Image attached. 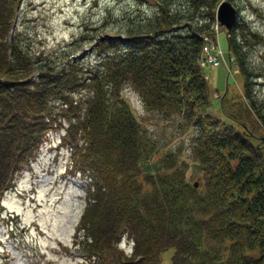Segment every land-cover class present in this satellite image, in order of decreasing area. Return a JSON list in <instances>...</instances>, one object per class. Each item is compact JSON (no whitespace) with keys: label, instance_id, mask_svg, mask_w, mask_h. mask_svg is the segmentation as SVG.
I'll use <instances>...</instances> for the list:
<instances>
[{"label":"trees","instance_id":"obj_1","mask_svg":"<svg viewBox=\"0 0 264 264\" xmlns=\"http://www.w3.org/2000/svg\"><path fill=\"white\" fill-rule=\"evenodd\" d=\"M215 1L152 0L144 14L106 12L72 42L34 50L27 31H9L16 0H0V190L64 119L73 162L93 177L75 236L90 264H161L167 246L169 264H264V87L256 82L264 73L250 62L248 35L263 37L236 19L232 5L224 35L241 96L235 112L219 99L229 122L218 120L199 65L202 44L213 36L208 9ZM80 43L94 50L93 62L76 56ZM125 85L145 110L192 128L195 178L185 176L190 166L158 170L145 159L141 168L144 131L118 94ZM121 233L132 240L129 255L115 246Z\"/></svg>","mask_w":264,"mask_h":264},{"label":"rangeland","instance_id":"obj_2","mask_svg":"<svg viewBox=\"0 0 264 264\" xmlns=\"http://www.w3.org/2000/svg\"><path fill=\"white\" fill-rule=\"evenodd\" d=\"M151 1L16 0L9 31L23 33L22 37L25 36L24 31H27V39L32 49L47 50L53 46L72 42L84 27L99 22L106 12L111 18L134 11L144 14L152 8ZM216 1L208 9L212 16ZM229 1L236 8V19H243L250 25L252 31L263 37L255 41L254 37L252 39L248 35L252 40L251 46L248 47V57L250 62L264 73V0ZM7 6L8 3L4 10ZM210 27L213 36L210 34L207 36L215 44L218 62L217 65L203 64L200 68L208 87L209 111L218 120L229 122L219 110V99H223L222 106L225 110L236 111L237 100L241 96L240 76L235 61L227 53L224 29L219 25L216 30L214 29V17ZM80 44L84 46L75 52L76 56L82 58L84 62H93L94 50L91 51L85 43ZM207 44L208 41L205 40L203 45ZM256 82L264 87V75L259 76ZM118 94L126 102L144 131L141 137L143 147L138 158L141 168H145V159L158 170L177 172L190 166V171L188 174L185 173V176L188 180L195 178L194 173L198 167L190 157L188 146V135L192 128L188 126L181 128L175 122L176 119H163L152 111L145 110L137 92L131 86H122ZM65 123L64 119L60 121L61 125ZM245 124L249 128L252 127L249 120H245ZM55 129L56 126L48 131L36 152L38 158L30 162L34 167L33 173L44 164L48 167L37 171L34 177L29 168L19 171L13 183L0 193V214L3 215L0 216V264H82L79 252L70 244L74 223L78 219L85 197L82 193L80 195L75 193L73 185L63 179L62 173L57 172L56 167L65 166L68 149L66 148L67 153H63V157L59 158L58 162L42 163L47 154L45 153L47 141L54 142L57 137L60 139L59 134L62 129L59 131ZM250 140L255 144L259 143L255 138ZM90 146L96 155H101L100 150L98 149L97 152L91 142ZM259 150L263 153L264 145H260ZM140 154L144 158H140ZM166 156L172 157V161L164 160ZM108 166L111 170L112 166ZM64 168L73 172L70 167ZM115 246L118 250H122L124 255L131 254L132 244L125 233L118 237ZM171 252V246L160 251L161 264H169ZM152 262L151 258H143L137 263L135 258L136 264H154Z\"/></svg>","mask_w":264,"mask_h":264},{"label":"water","instance_id":"obj_3","mask_svg":"<svg viewBox=\"0 0 264 264\" xmlns=\"http://www.w3.org/2000/svg\"><path fill=\"white\" fill-rule=\"evenodd\" d=\"M235 17V9L228 0H218L214 10V19L216 22L227 29ZM192 184H196V180H192Z\"/></svg>","mask_w":264,"mask_h":264},{"label":"built area","instance_id":"obj_4","mask_svg":"<svg viewBox=\"0 0 264 264\" xmlns=\"http://www.w3.org/2000/svg\"><path fill=\"white\" fill-rule=\"evenodd\" d=\"M201 62H207L213 65L216 64L217 63L216 49L214 50V48L211 45H209L208 47L203 46Z\"/></svg>","mask_w":264,"mask_h":264}]
</instances>
